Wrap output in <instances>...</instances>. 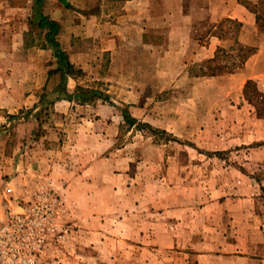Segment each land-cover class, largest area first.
I'll return each mask as SVG.
<instances>
[{
    "label": "rangeland",
    "instance_id": "1",
    "mask_svg": "<svg viewBox=\"0 0 264 264\" xmlns=\"http://www.w3.org/2000/svg\"><path fill=\"white\" fill-rule=\"evenodd\" d=\"M67 2L44 0L40 10L74 24L79 14L91 16L88 22L120 14L126 0ZM37 10L34 0H0V90L8 105L13 93L31 95L27 107L0 118V264H111L114 255L130 251L124 244H89L97 214L110 226L135 207L214 208L222 193L235 190L239 174L254 177L264 194V164H256L264 156L257 149L264 124H254L257 114L244 96L245 83L210 72L213 66H237L240 44L219 48L211 66L197 64L175 83L159 86L148 76L140 85L133 77L100 80L72 63L59 31L57 40L73 64L72 73L62 77L60 60L37 27ZM220 29L230 36L240 26L223 22ZM97 58L102 72L109 53L100 51ZM223 72L228 71L217 74ZM83 89L108 99L81 102L74 95ZM61 99L71 103L66 113L55 106ZM259 129L260 140H253Z\"/></svg>",
    "mask_w": 264,
    "mask_h": 264
},
{
    "label": "crops",
    "instance_id": "2",
    "mask_svg": "<svg viewBox=\"0 0 264 264\" xmlns=\"http://www.w3.org/2000/svg\"><path fill=\"white\" fill-rule=\"evenodd\" d=\"M89 17L76 15L74 24L63 18L55 20L60 25L59 40L65 43L63 48L69 60L95 73L100 80L133 77L141 85L140 80L151 76L158 80L156 85L172 84L184 71L212 59L219 48L229 51L232 44H240L254 46L256 52L242 68L215 77L227 78L239 86L252 79L264 89V38L257 28L255 14L239 0H126L120 14L88 22ZM223 22H239L241 26L234 35L227 36L221 34ZM70 38L74 40L70 42ZM100 51L109 53V64L102 72L95 63ZM164 78L170 80L165 82ZM30 100L31 95L21 97L13 93L10 104H5L0 90V118H4V111L12 114L27 107ZM70 104L61 99L55 106L66 113ZM253 119L254 124H264L262 118ZM27 121L30 127V120ZM261 132L259 129L253 140H260ZM257 145L259 154H263L264 142ZM15 158L12 160L16 164ZM256 164H264V156ZM261 184L264 188V174ZM260 188L254 177L239 174L235 190L222 193L224 197L214 208L212 204L196 210L166 206L145 212L142 207H135L122 214L121 220L119 215L111 214L115 222L110 226L102 223L96 213L89 244L98 249L113 244L129 248L128 254L114 255L111 264H264V194ZM135 247L145 249L144 253H133ZM169 248L177 250L161 254Z\"/></svg>",
    "mask_w": 264,
    "mask_h": 264
},
{
    "label": "trees",
    "instance_id": "3",
    "mask_svg": "<svg viewBox=\"0 0 264 264\" xmlns=\"http://www.w3.org/2000/svg\"><path fill=\"white\" fill-rule=\"evenodd\" d=\"M61 3H63L65 6H69V3L67 0H58ZM243 5H245L250 11H252L255 14L256 17V25L257 28L264 38V0H239ZM44 0H34V6L39 9L37 10V27L39 29L45 30V38L46 41L51 44V46L54 49V55L60 60L61 66H60V71L62 74V77L65 75H70L72 73L73 69V64L68 61L66 53L61 49L60 43L57 40L56 35L60 31V25L59 23L55 20L52 19L49 15L43 13L40 9L43 5ZM238 26H241L239 22H234ZM238 49L241 52L242 59L240 63L234 67H230L227 65H222V66H213L211 69V75H216L220 70H226L228 72H234L236 69L238 70L239 68H242L244 65L246 59L252 55L253 53L256 52V47L252 46H246V45H240ZM216 58V53L215 56L208 60L207 63L210 65L211 62H214ZM83 93H76L74 97L81 101H91L96 98H101L103 100H107L108 97L106 95H103L100 91L97 90H86L83 89ZM244 96L245 98L255 107L256 114L260 118H264V91H261L257 83L252 80L248 79L245 82L244 88H243ZM73 95H68L66 98L70 99L72 98ZM124 118L129 123L130 125L134 124L136 119L132 117L126 109H122ZM146 126H149L148 124H145Z\"/></svg>",
    "mask_w": 264,
    "mask_h": 264
}]
</instances>
